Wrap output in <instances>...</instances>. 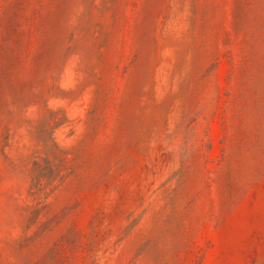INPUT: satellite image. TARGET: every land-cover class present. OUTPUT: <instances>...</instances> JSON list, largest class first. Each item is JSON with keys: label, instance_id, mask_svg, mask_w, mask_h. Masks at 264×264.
Wrapping results in <instances>:
<instances>
[{"label": "rangeland", "instance_id": "rangeland-1", "mask_svg": "<svg viewBox=\"0 0 264 264\" xmlns=\"http://www.w3.org/2000/svg\"><path fill=\"white\" fill-rule=\"evenodd\" d=\"M0 264H264V0H0Z\"/></svg>", "mask_w": 264, "mask_h": 264}]
</instances>
